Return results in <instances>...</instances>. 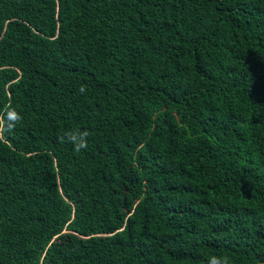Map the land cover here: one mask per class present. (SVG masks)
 <instances>
[{
  "label": "trees",
  "instance_id": "16d2710c",
  "mask_svg": "<svg viewBox=\"0 0 264 264\" xmlns=\"http://www.w3.org/2000/svg\"><path fill=\"white\" fill-rule=\"evenodd\" d=\"M8 107L0 264H264V0H0Z\"/></svg>",
  "mask_w": 264,
  "mask_h": 264
},
{
  "label": "clouds",
  "instance_id": "9594fccd",
  "mask_svg": "<svg viewBox=\"0 0 264 264\" xmlns=\"http://www.w3.org/2000/svg\"><path fill=\"white\" fill-rule=\"evenodd\" d=\"M80 91L81 92L85 91V88L83 85L81 86ZM21 119H22V117L20 116V114L15 109L8 107L6 109V118L4 115H0V139L3 138V135L6 131L12 132L14 130L16 124ZM66 136H67V140L74 145L73 150L75 152H80L82 149H86L88 147L87 139H86L88 136L87 131L69 132L66 134ZM60 139H61V142H63L65 137L61 136ZM209 264H228V262H227V258L221 260L220 258L213 256L210 259Z\"/></svg>",
  "mask_w": 264,
  "mask_h": 264
}]
</instances>
